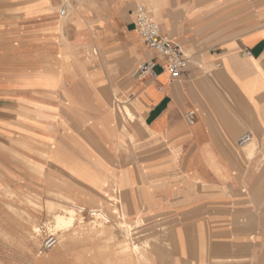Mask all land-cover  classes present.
I'll return each instance as SVG.
<instances>
[{"label":"crops","instance_id":"obj_1","mask_svg":"<svg viewBox=\"0 0 264 264\" xmlns=\"http://www.w3.org/2000/svg\"><path fill=\"white\" fill-rule=\"evenodd\" d=\"M154 2L159 7L150 13ZM134 3L144 5L162 34L185 47V69L176 75L161 70L162 60L146 49L134 28L135 9L129 10ZM69 12L71 19L77 15L92 22V28L76 29L69 23L58 37L59 20ZM65 17H59L56 0H0V100L12 93H30L31 103L18 104L49 118L57 109L56 93L67 94L72 87L69 79L57 87L63 39L73 51L90 44L102 52L116 50L118 59L132 44L129 36H136L141 42H135L138 64L123 90L141 126L149 140L162 144L167 164L182 177L185 188L208 191L198 206H225L231 209L229 221L235 223L224 234L203 233L194 236L191 247L179 246L178 263L217 264L232 257L241 264H264V183L248 180L261 173L257 160L264 157V0H67ZM96 28L106 29V36L95 33ZM144 61L157 64L152 80L137 72ZM190 110L195 119L188 126L184 115ZM108 120L102 113V123ZM245 133L256 142L251 160L244 159L243 151H251V145L236 144ZM121 137L108 138L102 129L95 139L104 147L99 144V157L125 155V150H115L120 143L113 144L125 142ZM92 249L84 263L120 264L119 246ZM188 254L191 259L185 257Z\"/></svg>","mask_w":264,"mask_h":264},{"label":"rangeland","instance_id":"obj_2","mask_svg":"<svg viewBox=\"0 0 264 264\" xmlns=\"http://www.w3.org/2000/svg\"><path fill=\"white\" fill-rule=\"evenodd\" d=\"M138 6L144 5H130V12ZM69 23L76 29L92 24L77 15L71 22L63 19V30L58 29V37L64 35L63 31ZM95 30L100 36H106V29ZM63 41L65 48L58 50L57 55L60 71L56 81L64 74L70 75L62 72V64H70V59L81 64L79 61L83 62L86 58L85 62L96 58L91 49L89 53L81 47L73 51L68 40ZM180 45L189 56L185 47ZM97 52L100 54L99 50ZM114 52L116 50L104 52L106 58L100 54L103 61L100 67L106 71L112 69V76L104 74L106 77L96 78L90 86L81 78L71 82L72 87L67 89L69 94L63 93V90L56 93L54 105L57 109H53L55 113L46 119V123L37 118L44 113L22 108L18 104L23 101L31 103L33 95L30 93H12L0 100V264H89L84 262L93 247L119 246L126 240L138 246V253L130 255V264H180L179 246L191 247L194 236L224 234L226 229L235 225L229 221L228 211L231 209L217 205L198 206V199L208 196V191L185 188L182 177L167 164V152L162 144L149 140L151 138L146 135L135 111L132 110L133 122L118 111L120 105L116 104V100L127 101L129 93L123 87L132 78L138 62L129 65L127 57L118 58L116 62ZM70 95L73 99L69 98ZM102 113L109 117L106 123L101 121ZM2 121L6 124H1ZM2 125L5 126L1 128ZM68 127L73 135L83 133L85 140H92L89 145L94 147H85L90 168L110 170L115 175L122 171V187L109 180L102 188L99 181H88L63 163L47 162L48 158L41 153L42 148L50 141L61 140ZM111 127L120 133L125 143L128 134L134 136V141L127 143L125 155L102 158L108 167L103 164L95 167V153L90 149L104 148L95 139L102 129L105 132ZM252 137L247 144L251 145V151L247 148L243 150L246 160L252 159L256 149ZM119 143L113 144L116 146ZM257 162L261 173L254 178L250 176L248 180L264 183V157ZM50 204L55 206L53 212L60 213L61 207L76 211V222L70 233L53 231L52 214L48 210ZM79 208L82 209L80 213ZM138 211L141 212L139 218ZM99 223L102 229L96 226ZM121 223L124 228H120ZM34 226L40 229L39 233L30 230ZM50 238L55 240V244L45 250L44 243ZM186 256L191 259L192 254ZM241 263L232 257L217 262Z\"/></svg>","mask_w":264,"mask_h":264},{"label":"bare ground","instance_id":"obj_3","mask_svg":"<svg viewBox=\"0 0 264 264\" xmlns=\"http://www.w3.org/2000/svg\"><path fill=\"white\" fill-rule=\"evenodd\" d=\"M158 7H159V2H154L152 5H150L149 6L150 13H155L157 11ZM70 13L71 12H69L67 17L59 20L58 29H61L63 19H66L68 22L72 21V19L70 18ZM101 24H102V22L99 21V25H101ZM88 26L92 28V25L90 23H88ZM95 37H97V36H95ZM129 40H130V42H132V44L129 45L128 51L126 52L125 57H127L128 63L130 65L135 61V57L137 55L135 53V50L139 47V45H137V46L135 45V42L138 41V38L136 36H133V35L129 36ZM139 44H141L140 41H139ZM96 45H98V44L96 43ZM87 46L88 47L86 49V52L89 53V51L91 49L93 52V55H95L96 58L92 57L87 62L81 63V64H77L75 62H72L71 65L70 64H67V65L62 64V72L63 73L68 72L70 74V76H71V77H69L70 82L74 83V81H76L77 78H81L82 80H84V82L87 83L88 86H90L93 83V80H95L96 78H102L103 74H108V75L112 76L111 75L112 69L109 68L106 71L100 67V65L103 62L102 59L100 58V54H102L106 58V55L104 52L99 50L100 54H98V52H97L98 49L95 48L93 45L88 44ZM132 57H134V58H132ZM137 57H136V59H137ZM114 61L118 62L116 59ZM114 61H112V62H114ZM166 74H168V73H166ZM78 76H84V77H78ZM64 82H65L64 77H59V79L57 80V87L58 88L61 87L64 84ZM124 85H126V84H124ZM69 98L73 99L71 95L69 96ZM74 101L76 102V100H74ZM98 101H101V100L99 99ZM101 102H103V101H101ZM117 103L120 105L118 108V111L129 122H133L134 113H132V110H134V109L132 106V101L129 99H127V101H125V102L124 101L120 102V100L119 101L116 100V104ZM37 118L41 122L45 123L46 119H48V116L38 115ZM64 132L65 133L63 134L61 140H59V141L55 140L54 142L50 141L49 142L50 144H48L46 147L42 148L43 150L41 153L46 158H48V160H47L48 163H52V164L54 162L63 163L65 166H68L69 168L76 170L80 175L85 177L88 181H95V182L99 181L100 185H102V188H104V186L106 185V182H108L109 180H112V182L114 184L122 187V182L120 179V174H122V171H120L119 174L117 173L115 175L110 170L109 171H99V170L96 171L94 167L90 168L91 167L89 165L90 162L87 158L88 156H87L86 150H85L86 146H87V148H90V146L86 142L84 136H82L83 133L82 134L78 133V134L73 135L70 132L69 127L66 128L64 130ZM104 133L106 134V136L108 138H111L113 135L120 134L114 127L109 128ZM127 139H128L127 143L130 144L132 141H134V136L132 134H128ZM127 143H125V142L120 143L115 148V150L116 151L126 150L125 148H126V146H128ZM90 150L95 153L96 159H94V160L97 162L94 165L95 167L99 168L100 164H103L105 167H108V165L104 162V160L101 157H99V155L101 153L97 154L98 152L94 151L92 148ZM74 152H77V153L74 154ZM177 158H178L177 155H175L173 157V163L177 161ZM98 161L100 163H98ZM100 194L101 193H99V195ZM48 210L52 214V216H51L52 227L51 228L53 229V231L54 232H61L62 234L70 233V230L73 229L75 222H76V218H77L76 211L72 208H62L61 207L60 213L53 212L56 210L55 206L53 204L49 205ZM80 212H82L81 208H79V213ZM140 214H141V212L138 211L137 212V218H139L141 216ZM104 219H106V218L104 217ZM78 220H80V219H78ZM122 220L125 223V218H123ZM100 223H102V222H100ZM100 223L96 224V226L98 225V228L102 229L103 226ZM119 226H120V228H124L123 223H121ZM30 230H32L33 233H39L40 232V229L38 227H35V226ZM71 233H75V231H72ZM64 237H65V235H64ZM119 247H120L119 261L124 263V264H129L131 254H133V253L137 254L138 253V246L135 244L129 243L127 240L121 242Z\"/></svg>","mask_w":264,"mask_h":264},{"label":"built area","instance_id":"obj_4","mask_svg":"<svg viewBox=\"0 0 264 264\" xmlns=\"http://www.w3.org/2000/svg\"><path fill=\"white\" fill-rule=\"evenodd\" d=\"M58 3L59 17H65L67 14V0H56ZM134 28L142 40L143 45L149 51L153 52L162 60L161 70L170 75H176L181 70L185 69L189 61V57L185 54L181 45L162 34L159 25L152 19L150 13L142 6L136 7L134 11ZM245 55L248 57L249 52ZM157 64L154 61H144L138 65L137 72L139 76L147 79L156 77L155 68ZM194 111H187L184 115V122L191 126L194 123ZM251 142V135L245 133L241 135L236 144L238 147H243ZM55 240L50 238L45 241L44 249L48 250L54 246Z\"/></svg>","mask_w":264,"mask_h":264}]
</instances>
